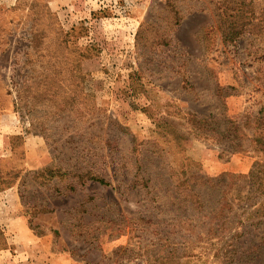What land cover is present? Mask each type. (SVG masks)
<instances>
[{"label": "rangeland", "instance_id": "1", "mask_svg": "<svg viewBox=\"0 0 264 264\" xmlns=\"http://www.w3.org/2000/svg\"><path fill=\"white\" fill-rule=\"evenodd\" d=\"M229 14L242 32L234 43L222 39ZM263 98L264 0H0V111L12 108L21 132L40 138L45 164L21 174L19 196L31 232L49 247L15 242L0 264H117L125 254L115 250L139 253L142 242L141 264L162 253L152 245L157 222L170 240H192L181 264H221L218 244L200 241L201 224L171 226L178 213L167 175H236L226 193L231 225L253 222L243 214L249 171L219 167L264 155H231L226 142L190 132L187 114L243 119L250 135ZM16 142L7 169L18 176ZM86 171L110 186L80 180ZM144 171L154 186L141 182Z\"/></svg>", "mask_w": 264, "mask_h": 264}, {"label": "trees", "instance_id": "2", "mask_svg": "<svg viewBox=\"0 0 264 264\" xmlns=\"http://www.w3.org/2000/svg\"><path fill=\"white\" fill-rule=\"evenodd\" d=\"M225 3L232 4L233 0H225ZM225 19L229 23H222L223 42L234 43L242 32L234 28L232 21L235 17L233 14L227 15ZM226 29L227 31H225ZM216 88L221 89L218 85H216ZM262 113H264V110L261 108L258 111V115L254 117V120L258 121L256 128L259 132H253L250 135L245 131L246 127L243 119H231L227 116L218 118L214 114L202 118H199L195 113H188L187 116L192 122L190 132L195 135L200 134V136L206 139H217L219 144L226 142L224 151H228L231 155L248 152V149L251 152L262 153L264 155V123H262ZM250 119L251 117L249 116ZM242 127L245 129L244 131ZM179 137L180 135L177 134V138ZM245 142H249V145L245 146ZM151 145L155 148L153 152L158 153L159 145L156 142H152ZM136 150L138 148L134 146L132 152L134 153ZM42 172H50V168H45ZM56 172L59 175L65 174L60 173V170ZM53 174L51 173L52 176ZM183 174L184 178L182 180L175 178L176 181L174 180V173L171 172L167 175L171 191L169 200L172 201L175 214L178 213V215H175L177 216L176 218L171 219V226L176 227L178 224H184L188 227L187 230H190L193 228V221L201 224L200 234H202L203 239L200 241L206 243L211 248L218 244L217 254L223 256L221 264H264V161L256 159L249 171V198H247L248 205L243 214L249 211V221L253 222L249 223V225L240 223L239 230L238 227L231 225V220L235 215H229L232 212V208L226 200L227 190L231 187L232 180L236 175L224 173L217 177H207L203 174L192 177L187 173ZM9 177L15 180L17 175L11 176L10 173ZM77 177L80 180L97 183L100 186H110L109 182L92 172L86 171L77 175ZM12 182L13 180H8L6 183ZM141 182L145 186L149 183L151 186L155 185V181L151 176L146 175L145 171L142 173ZM254 190L258 191L257 197H253ZM175 206H177V209H175ZM159 208L157 207V210ZM194 212L196 214H193ZM163 225V222L150 224V226H153V232L158 236L157 243H152V245L158 246L162 253L142 259L141 264H181L179 262V259L183 255L181 252L185 249V244L192 242V240L185 238L181 239L180 242L170 240L165 233V229H161ZM248 227L249 230H247ZM232 228H234L233 232H231ZM0 237H4L1 229ZM0 244V249L6 247L4 240ZM147 246L148 244L146 245L141 242L139 253H135L126 247L118 248L115 250V254L122 252L125 256L121 257L124 260H119L117 264H140L139 260L145 258L143 257V253H146ZM148 258L152 261L148 260Z\"/></svg>", "mask_w": 264, "mask_h": 264}, {"label": "crops", "instance_id": "3", "mask_svg": "<svg viewBox=\"0 0 264 264\" xmlns=\"http://www.w3.org/2000/svg\"><path fill=\"white\" fill-rule=\"evenodd\" d=\"M17 138H20L21 142L20 153L23 156V165L19 168L21 173L14 180V178L11 179L9 177V174L11 173V176H15L17 172L14 173L11 168L7 169V165L11 164L14 160V155L17 151ZM39 139V137L28 136L21 132L19 121L12 108L0 111V229L6 241V247L0 249V256L13 257L11 244L15 242L27 247L28 244L38 245L40 243L43 244L41 252L49 253L46 241L34 236L31 232L27 219L23 215L19 196L21 174L31 169H37L45 164V155L41 150L42 147ZM249 159L251 158L249 157ZM236 162V159H231V162L222 164L219 167L221 168L219 172L232 170L237 173H246L250 171L252 166L250 160L247 167H238ZM215 173H218V171ZM8 180H13V182L6 183ZM44 257L46 259V256Z\"/></svg>", "mask_w": 264, "mask_h": 264}]
</instances>
